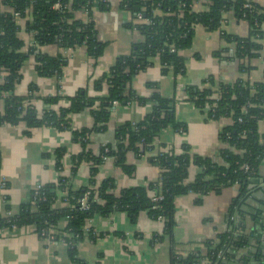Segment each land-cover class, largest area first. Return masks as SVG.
<instances>
[{
	"label": "trees",
	"instance_id": "trees-1",
	"mask_svg": "<svg viewBox=\"0 0 264 264\" xmlns=\"http://www.w3.org/2000/svg\"><path fill=\"white\" fill-rule=\"evenodd\" d=\"M208 1L207 10L195 9L196 3L201 2L205 7ZM58 3L61 4L60 9L55 8ZM247 4H251L252 8H247ZM3 5L8 10L0 12V71L3 77L0 82V100L3 99L2 103L0 101V127L4 124H24L27 134L43 126L70 129L71 117L86 110H90L94 126L72 132L73 140L82 146V152L74 157L72 176H76L81 164L91 163L89 186L74 189L71 178L60 176L56 183L43 185L38 196L33 192L32 201L22 205L17 215H0V230L34 226L39 235L51 230L56 241L64 239L71 244L70 255L75 258L77 244L85 237L84 227L95 215L124 212L136 224L139 214L147 212L152 219L164 221V233L154 237L163 241L173 238L175 201L178 197L195 194L196 204L201 205L205 196L220 194L226 187L236 184L241 187V195L248 193L249 183L258 178L259 167L264 160V136L259 133V124L264 121V81L251 84L240 80L224 84L216 83L211 77L206 82V88L188 89L189 99L198 108H211L208 111L210 118L230 119V125L220 135L223 148L219 160L192 153L186 144L179 152L168 147L162 148L168 150L156 152L155 142L164 131L172 129L178 133L180 129H186L176 119L174 102L163 98L158 91L149 99L153 108L142 121L116 127V145L103 146L99 154L94 155L90 149V135L108 130L114 102L127 104L132 99L139 103L147 101L131 87L134 78L145 71L154 59L159 60L163 74L173 71L175 76H182L186 73L187 60L182 52L192 47L198 25L211 32L220 31L225 14L233 13L250 25L247 38L221 32L222 38L234 45V57L243 62L261 57L264 52L263 7L250 0H124L122 7L131 13L134 21L130 28L136 29L143 41L134 46L132 54L118 57L109 73L93 83L96 91H105V94L91 97L87 90H80L72 98H46V109L39 113L31 104L32 97H19L15 93L16 85L22 78L20 71L23 65L33 56L36 71L41 77H62L68 59L62 53L49 56L41 52L42 47L49 45H56L62 51L85 46L90 57H101L106 44L97 38L92 15L96 7L107 10L109 3L108 0H4ZM85 11L89 22L78 17ZM140 13L143 22H137ZM16 14L26 20L25 32L33 35V46L27 52H24L25 43L20 37L23 27L15 19ZM148 86L155 90L159 87L158 83H149ZM215 94L218 99L210 100ZM61 100H67L69 107L54 110L53 107ZM106 149L109 151L106 152ZM64 152V149L56 152L58 170H61L60 159ZM128 153L138 157L150 154L151 162L160 169V176L146 186L124 189L116 195L115 180L106 179L98 184V167L113 158L126 174L132 175L135 168L126 162ZM193 166L198 172L195 179L188 183L189 170ZM245 166H249L250 170L246 171ZM87 193H90L87 198L89 209L82 210L80 201ZM152 193L161 200L153 202ZM58 199H61L60 203H66L61 208L55 207ZM63 222H66L64 226ZM260 223L258 226L261 228ZM89 236L95 238L94 233ZM249 244L248 235H222L218 243L207 244V262L195 254L178 255L173 244L172 264H253L259 261L264 264L259 250L250 256L238 257V251Z\"/></svg>",
	"mask_w": 264,
	"mask_h": 264
},
{
	"label": "crops",
	"instance_id": "crops-1",
	"mask_svg": "<svg viewBox=\"0 0 264 264\" xmlns=\"http://www.w3.org/2000/svg\"><path fill=\"white\" fill-rule=\"evenodd\" d=\"M3 1L0 0V12L8 10ZM123 1L108 0L107 10L98 7L93 10L97 38L106 44L101 57H90L85 46L67 51H62L56 45L42 47L41 52L49 56L62 53L68 59L62 77H41L36 71L35 58L31 56L20 71L22 78L16 85V95L32 97L31 104L39 113L46 109V98H72L80 90H87L91 97L104 95L105 91H96L93 83L109 73L118 57L132 54L134 46L143 41L142 35L130 28L133 17L122 7ZM250 1L264 8V0ZM200 7L205 8L203 5ZM78 17L84 22L90 20L86 14L80 13ZM224 19L220 31L211 32L202 25L196 26L192 47L182 52L187 60L184 75L175 76L173 71L163 74L159 60L154 59L145 71L134 78L132 90L147 101L139 103L132 99L115 108L108 130L90 135V149L94 155L99 154L103 146L116 145L117 126L142 121L153 108L149 99L158 91L163 98L174 102L176 119L186 129L181 134L172 129L164 131L155 142L156 152L164 147L179 152L186 144L192 153L219 160L223 148L220 135L230 125V119H211L206 109L198 108L189 99L188 89L206 88V82L211 77L216 83L224 84H234L240 80L253 84L264 80V52L261 57L243 62L234 57V45L222 38L221 32L247 38L250 35L249 23L238 19L233 13L225 14ZM25 22L20 23L23 27L20 37L25 43L24 52H27L33 46V36L25 32ZM262 42L264 44V24ZM2 78L0 71V82ZM149 83H158V90L150 88ZM67 107L69 102L61 100L53 109L58 111ZM93 126L90 110L74 114L70 129L43 126L27 134L24 124L2 125L0 215H17L22 205L32 201L35 186L56 183L60 176L71 178L74 189L88 187L91 163L81 164L76 176H72L74 157L82 152V146L73 140L72 132L92 129ZM259 133L264 136V121L259 124ZM60 149L65 152L60 159L61 170H58L56 152ZM126 162L135 168L132 175L126 174L113 158L103 162L98 167V184L113 179L116 182L115 194L120 195L124 189L146 186L160 176V169L153 165L150 154L138 157L128 153ZM197 172L195 166L190 168L188 183L195 179ZM261 188H264V160L259 167L258 178L249 183L245 196L241 195V187L236 184L226 187L220 194L205 196L201 205L196 204L195 194L178 197L175 201L176 227L173 238H165L159 243H155L154 237L164 233L165 223L152 219L147 212L139 214L136 224L124 212H114L109 216L95 215L84 227L85 237L77 244L75 258L71 257L64 239L55 242L44 240L36 233L34 226L1 229L0 264H172L173 244L178 255L195 254L207 262V244L218 243L225 234L248 235L250 245L238 251V257L244 258L250 256V252L259 250L264 263V233L258 232L256 235L258 223L264 221V213H261L259 220L258 209L264 204L250 198ZM62 206L58 202L55 207ZM65 224L63 222L62 226ZM90 233H94V239L89 236ZM253 245L262 247L256 249Z\"/></svg>",
	"mask_w": 264,
	"mask_h": 264
},
{
	"label": "built area",
	"instance_id": "built-area-1",
	"mask_svg": "<svg viewBox=\"0 0 264 264\" xmlns=\"http://www.w3.org/2000/svg\"><path fill=\"white\" fill-rule=\"evenodd\" d=\"M209 1L207 2V4H206V6H205V8H203L202 10H207L208 9V7H209ZM201 6V2H198V3H196V5H195V9L196 10H198L199 8L201 9L202 7H200ZM246 7L247 8H252V5L251 4H247L246 5ZM55 8L56 9H60L61 8V4H56V6H55ZM82 14H86L87 15V12L85 11V12H82ZM226 14H228V13H226ZM15 19L19 22V23H21V21L22 22H25L26 20L24 19V18H22L21 17V15H19V14H16L15 15ZM144 20H143V17H142V15H141V13L137 16V22H143ZM223 23H225V19H224V17H223V19L221 20V24H223ZM134 30H136V29H134ZM32 35V34H31ZM33 36V35H32ZM264 81V80H263ZM262 81V82H263ZM4 96L5 95H3V98H4ZM210 100H216V99H218V95L217 94H215V95H213L212 97H210L209 98ZM1 101V103L3 102V99H1L0 100ZM120 104H119V102H114L113 103V111L115 110V108H117L118 106H119ZM206 110H207V112L209 111V110H211V108L209 107V106H207L206 107ZM212 119V118H211ZM184 132V130L183 129H180L179 130V134H181V133H183ZM162 150H168V149H162ZM109 150L108 149H106V152H108ZM245 170L246 171H249L250 170V168H249V166H245ZM65 177V176H64ZM42 188V186L41 185H37V186H35V188H34V193H35V196H38L39 195V192H40V189ZM89 195H90V193H87L85 196H84V198L80 201V203H81V209L82 210H88L89 209V206H88V202H87V198L89 197ZM151 198H152V201L153 202H156V201H159V200H161V197H157V196H155L154 195V193H152L151 194ZM60 200L61 199H58V202H60ZM63 205H65L66 203L64 202V203H62ZM39 235V234H38ZM42 239H44V240H49V241H51V242H55L56 241V237H55V234L50 230V231H48V232H45V231H43L40 235H39ZM235 236H238L237 234H235ZM155 240V243H159L160 242V240L158 239V238H156V239H154ZM65 243H66V245L68 246V247H71V244L70 243H68L67 241H65ZM222 259H224L223 257H222ZM219 264V263H218Z\"/></svg>",
	"mask_w": 264,
	"mask_h": 264
},
{
	"label": "water",
	"instance_id": "water-1",
	"mask_svg": "<svg viewBox=\"0 0 264 264\" xmlns=\"http://www.w3.org/2000/svg\"><path fill=\"white\" fill-rule=\"evenodd\" d=\"M125 104V103H124ZM231 186V185H230ZM252 187V186H251ZM251 198V200L252 201H254V202H257V203H260V202H262L263 204H264V188H261V191H257L255 194H252V196L250 197ZM261 213H264V205H260V207H259V209H258V218H259V220L262 218V216H261ZM262 219H264V218H262ZM261 224V228L258 226L257 227V230H258V232L259 233H264V221L262 220V222L260 223ZM258 234V233H257ZM256 234V235H257ZM250 245V244H249ZM262 245V244H261ZM258 246V245H253L254 246V248H256L257 249V247L259 248V247H262V246ZM256 251L257 250H255V251H252V252H250L251 254H254V253H256ZM264 254V253H263ZM262 262V261H261ZM253 264H260V261L259 262H254Z\"/></svg>",
	"mask_w": 264,
	"mask_h": 264
}]
</instances>
